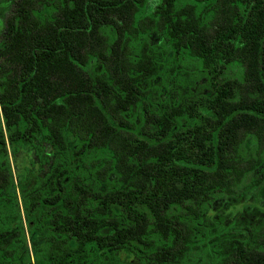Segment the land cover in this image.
Listing matches in <instances>:
<instances>
[{
  "label": "trees",
  "instance_id": "1",
  "mask_svg": "<svg viewBox=\"0 0 264 264\" xmlns=\"http://www.w3.org/2000/svg\"><path fill=\"white\" fill-rule=\"evenodd\" d=\"M6 9L0 264H264V0Z\"/></svg>",
  "mask_w": 264,
  "mask_h": 264
},
{
  "label": "rangeland",
  "instance_id": "2",
  "mask_svg": "<svg viewBox=\"0 0 264 264\" xmlns=\"http://www.w3.org/2000/svg\"><path fill=\"white\" fill-rule=\"evenodd\" d=\"M8 0H0V25L3 23L5 15L8 13L6 5ZM243 202H233L230 206H221L215 209V215L223 217L225 222L229 223L234 221L238 226L253 227L254 225H261L264 223V207L253 205L252 201L247 198H242ZM231 206L236 207L231 211Z\"/></svg>",
  "mask_w": 264,
  "mask_h": 264
}]
</instances>
